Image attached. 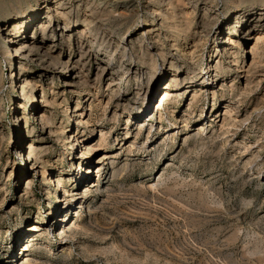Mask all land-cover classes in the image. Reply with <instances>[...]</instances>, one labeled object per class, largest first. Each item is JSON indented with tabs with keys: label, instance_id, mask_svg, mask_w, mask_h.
<instances>
[{
	"label": "rangeland",
	"instance_id": "1",
	"mask_svg": "<svg viewBox=\"0 0 264 264\" xmlns=\"http://www.w3.org/2000/svg\"><path fill=\"white\" fill-rule=\"evenodd\" d=\"M262 31L264 0H0V264H264Z\"/></svg>",
	"mask_w": 264,
	"mask_h": 264
},
{
	"label": "bare ground",
	"instance_id": "2",
	"mask_svg": "<svg viewBox=\"0 0 264 264\" xmlns=\"http://www.w3.org/2000/svg\"><path fill=\"white\" fill-rule=\"evenodd\" d=\"M44 1H46V0H44ZM161 1H165V0H161ZM168 1V0H167ZM182 1V0H181ZM187 1V0H186ZM195 1V0H194ZM174 2V1H173ZM176 3V2H175ZM185 3V2H184ZM189 3V2H188ZM55 4V5H54ZM166 4V3H165ZM50 5H52L49 9H51V8H53V10L55 9V11H56V14L57 13H59V14H63V12L61 11V10H59V9H61L60 7H61V2H56V1H51L50 2ZM169 5H172V2L171 3H169ZM174 6V5H173ZM172 6V7H173ZM92 7V6H91ZM170 7V6H169ZM171 7V8H172ZM193 7V6H192ZM174 8V7H173ZM94 10V9H93ZM92 11V10H91ZM157 11V10H156ZM168 11V10H167ZM154 12H155V10H154ZM47 14H49V13H47ZM171 14H173V11H172V13ZM89 15V14H88ZM93 15V14H92ZM91 14H90V16H92ZM166 15H168V14H166ZM165 15V16H166ZM60 16V15H59ZM62 16V15H61ZM86 18L84 19V22L86 23V24H89L88 22V19H89V17H87V16H85ZM95 17V16H94ZM171 18H172V16H170ZM169 17V18H170ZM34 18V15H33V12H32V14L31 15H29L28 16V18H27V20H28V23H30L31 22V20ZM91 18V17H90ZM168 18V19H169ZM91 20V19H90ZM163 20V19H162ZM170 20V19H169ZM25 21V20H24ZM172 21V20H171ZM163 22H165V21H163ZM188 22V21H187ZM190 22V21H189ZM240 22V20H239V18H236V20H235V23H239ZM91 23H93V22H91ZM162 23V22H161ZM41 24V23H40ZM163 24V23H162ZM171 24H173V22L171 23ZM207 24V23H206ZM47 25H48V22H46V24L45 25H42L43 27H47ZM165 25V24H164ZM166 25H167V23H166ZM206 26L205 24H202V26ZM94 26V25H93ZM172 26V25H171ZM179 26V25H178ZM190 26H187V31H185V33L183 32V34L184 35H186L187 34V32H188V28H189ZM94 28V27H93ZM170 28V27H169ZM172 28H175V30H177V33H182V30L183 29H181V28H179V27H175V25H173V27ZM183 28V27H182ZM200 29V28H199ZM14 32V29L12 28V29H6V36L4 35V39L6 40V41H8L9 39L11 40V42H13L14 44H12L13 45V54L15 55V54H17V57H19V58H27V57H30V52H31V48H32V44H30L31 42L29 41V40H24L23 42H18L17 43V40H14V38L15 37H17V33L16 32H14L13 34H14V37L13 38H10L11 37V32ZM202 31V30H201ZM83 32H85V31H83ZM82 32V33H83ZM88 32V31H87ZM176 32V31H175ZM205 32V31H204ZM16 33V34H15ZM195 33V32H194ZM206 33V32H205ZM201 35V34H200ZM203 36V35H202ZM107 38V37H106ZM109 38V37H108ZM184 38H185V36H184ZM29 39V38H28ZM264 39V31H262L261 33H259V34H257L256 35V37H255V43H253L252 44V46H251V50H250V52L252 53V54H254V52L256 51V49L258 48V46H257V43L258 42H261L262 40ZM106 40V39H105ZM111 40V39H110ZM174 40H176V39H174ZM201 40V38H198V39H196L195 40V42L193 43V45H192V49H190V54H192L193 52H195V50L198 48V45H199V41ZM121 41V40H120ZM110 43V42H109ZM120 44V43H119ZM259 44V43H258ZM127 45V44H126ZM260 45V44H259ZM34 46V45H33ZM123 46H125V44L123 43ZM122 47V46H121ZM126 47V46H125ZM124 47V48H125ZM261 48V47H260ZM259 50V49H258ZM47 52V51H46ZM188 52V53H189ZM48 53H50V52H48ZM150 53V52H149ZM255 53H257V52H255ZM254 56V55H253ZM18 58V59H19ZM33 58V57H32ZM23 59V60H24ZM253 60V59H252ZM59 61V60H58ZM62 61V60H61ZM18 62V61H17ZM64 62V61H63ZM65 63V66L64 67H71L73 64L71 63H69V61H67V62H64ZM77 64V63H76ZM171 65H173V64H171ZM76 66V65H75ZM176 66V65H175ZM19 67H20V60H19V63H18V67H17V72H15V75L17 76V77H15V80L16 79H19ZM72 69V71H73V69L75 68V67H71ZM177 69V68H176ZM104 70V69H103ZM71 75V74H70ZM114 80H116V79H112L111 81H114ZM118 81V80H117ZM117 81H115V82H117ZM172 81L175 83V84H177L178 82H177V79H175V78H173L172 79ZM111 83V82H110ZM112 84H114V83H112ZM116 85H117V83H116ZM33 87V86H35V82L33 81H31V80H29V79H27V78H24V79H22V81H19V88L21 87V89H22V92H23V89L25 88V87ZM21 92V94H23ZM194 94V93H193ZM196 95V94H195ZM194 97V96H193ZM196 97V96H195ZM187 138V137H186ZM87 150V149H86ZM89 150V149H88ZM32 151H33V146L30 144L29 145V153H28V156H27V160L29 159V155H31V154H33L32 153ZM34 152V151H33ZM31 153V154H30ZM31 158V157H30ZM35 160V159H34ZM33 160V161H34ZM32 161V162H33ZM31 164H33V163H31ZM34 165H31V167H33ZM81 169V168H80ZM59 184H57V186H58ZM96 185H97V183H96ZM96 185H92V187H94V186H96ZM97 188V187H96ZM92 189V188H91ZM63 220H65L64 218H63ZM67 226V225H66ZM34 228H36V227H34ZM58 231H60V233H65V229H64V227H62V228H60ZM59 233V232H58ZM62 235V234H61ZM65 244V243H64Z\"/></svg>",
	"mask_w": 264,
	"mask_h": 264
}]
</instances>
